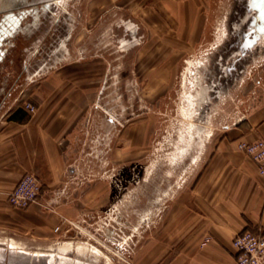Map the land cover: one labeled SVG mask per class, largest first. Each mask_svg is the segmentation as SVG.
Listing matches in <instances>:
<instances>
[{
  "label": "rangeland",
  "instance_id": "rangeland-1",
  "mask_svg": "<svg viewBox=\"0 0 264 264\" xmlns=\"http://www.w3.org/2000/svg\"><path fill=\"white\" fill-rule=\"evenodd\" d=\"M246 10V0H52L29 36L12 39L0 79L13 107L43 99L79 114L62 180L36 205L65 217L46 229L48 219L25 220L32 204L11 207L0 237L92 245L112 264H137L175 180L264 108V33L242 47ZM41 84L42 99L31 94Z\"/></svg>",
  "mask_w": 264,
  "mask_h": 264
},
{
  "label": "crops",
  "instance_id": "crops-1",
  "mask_svg": "<svg viewBox=\"0 0 264 264\" xmlns=\"http://www.w3.org/2000/svg\"><path fill=\"white\" fill-rule=\"evenodd\" d=\"M42 85L31 94L47 96L50 89ZM11 88L9 80L0 79V218L14 212L7 193L23 173L30 172L41 182L42 191L24 212L25 220L37 226L41 218L48 219V224L38 226L49 229L52 222H61L64 212L57 209L51 215L37 206L62 180L69 131L79 114L43 99L33 113L13 107ZM258 138H264V108L207 144L197 163L175 180L167 200L158 205L152 240L142 244L137 264H236L233 237L242 230L264 232V176L237 147L240 141Z\"/></svg>",
  "mask_w": 264,
  "mask_h": 264
},
{
  "label": "water",
  "instance_id": "water-1",
  "mask_svg": "<svg viewBox=\"0 0 264 264\" xmlns=\"http://www.w3.org/2000/svg\"><path fill=\"white\" fill-rule=\"evenodd\" d=\"M52 0H45L40 6L41 15L45 16ZM253 15L245 37V46L252 44L264 31V0H249ZM21 6L20 0L0 1V54L9 45L11 34L21 30V14L11 12ZM27 12L39 17L38 9L30 8ZM36 23L34 22L33 25ZM33 29V27H32ZM31 30V28H30ZM250 35V37H249ZM92 245L64 241L55 246H29L13 237H0V264H112L110 258Z\"/></svg>",
  "mask_w": 264,
  "mask_h": 264
},
{
  "label": "built area",
  "instance_id": "built-area-1",
  "mask_svg": "<svg viewBox=\"0 0 264 264\" xmlns=\"http://www.w3.org/2000/svg\"><path fill=\"white\" fill-rule=\"evenodd\" d=\"M23 107L30 113L36 109L31 101H24ZM237 147L255 164L257 172L264 176V138L240 141ZM41 191L39 179L33 173L25 172L7 193L6 201L12 208L24 209L38 201ZM57 230L58 226L54 227V231ZM231 243L236 250V264H264V232L242 230Z\"/></svg>",
  "mask_w": 264,
  "mask_h": 264
},
{
  "label": "flooded vegetation",
  "instance_id": "flooded-vegetation-1",
  "mask_svg": "<svg viewBox=\"0 0 264 264\" xmlns=\"http://www.w3.org/2000/svg\"><path fill=\"white\" fill-rule=\"evenodd\" d=\"M20 2H21V6L16 9H13L11 12L21 14V12L24 11V14L22 15V19H21V26L23 28L11 34V38L8 40L9 45L4 46L6 50H4L3 53L0 54L1 63L3 62L6 56L8 47L12 46V39L15 38V36L19 33L29 36L32 33V31H34L35 27L38 26V23L42 16L39 9H40V6L45 2V0H20ZM30 8L38 9L39 17L37 18V21H35L34 15H32L30 12L29 13L27 12V10H29ZM34 22L36 23L35 25H33Z\"/></svg>",
  "mask_w": 264,
  "mask_h": 264
},
{
  "label": "bare ground",
  "instance_id": "bare-ground-1",
  "mask_svg": "<svg viewBox=\"0 0 264 264\" xmlns=\"http://www.w3.org/2000/svg\"><path fill=\"white\" fill-rule=\"evenodd\" d=\"M1 1V0H0ZM246 3H247V10H246V12H245V14H244V20L245 19H249V18H251V16L253 15V9L251 8V6H250V4H249V0H246ZM248 22V21H247ZM264 33V31L259 35V37L262 35ZM264 35V34H263ZM241 41L243 42V39H241ZM245 45V41H244V43H243V45H242V47ZM250 46V45H249ZM246 48H247V46H246Z\"/></svg>",
  "mask_w": 264,
  "mask_h": 264
}]
</instances>
